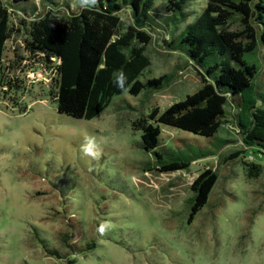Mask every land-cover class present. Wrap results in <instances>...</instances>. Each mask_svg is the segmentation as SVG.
<instances>
[{
  "label": "rangeland",
  "instance_id": "374dc122",
  "mask_svg": "<svg viewBox=\"0 0 264 264\" xmlns=\"http://www.w3.org/2000/svg\"><path fill=\"white\" fill-rule=\"evenodd\" d=\"M64 1L35 0L37 12L45 11V3L60 13L80 7ZM204 4L195 0L189 16ZM119 15L124 26L132 21L126 8ZM21 18L26 25L32 19L13 16L21 31L7 44V65L16 56L27 59ZM152 35L151 65L140 80L171 73L175 79L138 96L126 91L92 120L58 114L54 74L29 60L14 74L20 90L0 93V264H67L47 253L37 235L67 253L59 237L71 233L68 216L81 231L71 242L80 235L96 242L94 250L71 255V264H264V154L228 128L219 134L228 143L187 170L158 173L146 166L155 159L140 147L141 132L132 121L156 108L162 112L201 87L195 66L167 46L168 34L155 28ZM263 53L261 48L260 61ZM242 117L249 118L247 105ZM161 130L169 146H207V138L166 125ZM249 162L260 166L258 176ZM207 170L217 181L207 205L195 213L193 185Z\"/></svg>",
  "mask_w": 264,
  "mask_h": 264
},
{
  "label": "trees",
  "instance_id": "16d2710c",
  "mask_svg": "<svg viewBox=\"0 0 264 264\" xmlns=\"http://www.w3.org/2000/svg\"><path fill=\"white\" fill-rule=\"evenodd\" d=\"M76 1L80 7L75 12L60 13L45 3L47 9L38 13L35 0H0V93L4 88L20 90L22 81L14 74L22 61L29 60L30 65H41L54 74L58 114L92 120L126 91L138 96L144 90L166 88L175 79L171 73L140 80L151 65L147 47L157 28L168 34L169 48L180 50L197 67L201 87L162 112L156 108L132 121L133 130L141 132L140 147L155 159L154 165H146L148 170L189 169L194 161L215 155L228 143L219 136L228 128L251 150L264 154V80L260 79L264 53L261 61L258 56L264 49V0H205L194 18L187 9L195 0ZM125 8L132 21L124 26L119 13ZM14 15L32 18L27 25L24 18L19 21L27 27L23 40L27 59L16 56L7 65V44L21 31ZM234 25L242 30H234ZM121 70L126 77L123 88L115 83ZM245 105L247 120L242 117ZM161 125L207 138V146H169L161 140ZM249 165L257 169L252 176H258L260 166ZM216 181L212 170L196 179L195 213L207 205ZM67 218L71 233L59 237L67 253L50 248L39 234L37 239L47 253L71 264V255L94 250L96 242L82 235L71 242L72 235L81 231Z\"/></svg>",
  "mask_w": 264,
  "mask_h": 264
},
{
  "label": "clouds",
  "instance_id": "9594fccd",
  "mask_svg": "<svg viewBox=\"0 0 264 264\" xmlns=\"http://www.w3.org/2000/svg\"><path fill=\"white\" fill-rule=\"evenodd\" d=\"M125 79H126V77H125L123 71L122 70L119 71V74L117 75L116 80H115L117 87L123 88Z\"/></svg>",
  "mask_w": 264,
  "mask_h": 264
},
{
  "label": "water",
  "instance_id": "95a60500",
  "mask_svg": "<svg viewBox=\"0 0 264 264\" xmlns=\"http://www.w3.org/2000/svg\"><path fill=\"white\" fill-rule=\"evenodd\" d=\"M185 55V54H184ZM186 56V55H185ZM187 58V57H186ZM188 60V59H187ZM189 62H191L193 65H194V63L191 61V60H188ZM195 66V65H194ZM195 68H196V71L198 70L197 69V67L195 66ZM199 76V75H198Z\"/></svg>",
  "mask_w": 264,
  "mask_h": 264
}]
</instances>
